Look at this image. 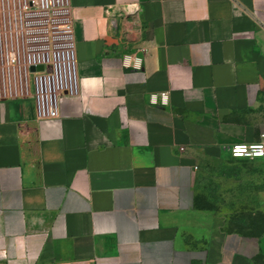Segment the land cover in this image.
Segmentation results:
<instances>
[{"label": "crops", "instance_id": "obj_1", "mask_svg": "<svg viewBox=\"0 0 264 264\" xmlns=\"http://www.w3.org/2000/svg\"><path fill=\"white\" fill-rule=\"evenodd\" d=\"M70 6L79 95L51 121L0 99V264H255L264 233L196 212L194 181L264 132V0Z\"/></svg>", "mask_w": 264, "mask_h": 264}, {"label": "built area", "instance_id": "obj_2", "mask_svg": "<svg viewBox=\"0 0 264 264\" xmlns=\"http://www.w3.org/2000/svg\"><path fill=\"white\" fill-rule=\"evenodd\" d=\"M0 15L5 18L6 11ZM14 15V27L0 28V45L11 48L2 58L0 99L30 98L39 121L55 120L60 99L80 93L70 0H24ZM143 55L144 49L137 48L123 55L122 65L140 69ZM161 96L164 102L166 94ZM229 153L233 158L264 159V132L257 142L232 145Z\"/></svg>", "mask_w": 264, "mask_h": 264}, {"label": "rangeland", "instance_id": "obj_3", "mask_svg": "<svg viewBox=\"0 0 264 264\" xmlns=\"http://www.w3.org/2000/svg\"><path fill=\"white\" fill-rule=\"evenodd\" d=\"M24 0H0V28L14 27L16 12ZM17 19V16H16ZM9 37V36H8ZM10 46L0 45V69ZM5 63V61H4ZM2 72V71H1ZM261 109L264 117V96ZM194 210L214 216L225 232H237L250 240L264 233V161L236 159L228 155L219 159L204 158L196 174ZM257 259V258H256ZM255 264H264L257 259Z\"/></svg>", "mask_w": 264, "mask_h": 264}, {"label": "trees", "instance_id": "obj_4", "mask_svg": "<svg viewBox=\"0 0 264 264\" xmlns=\"http://www.w3.org/2000/svg\"><path fill=\"white\" fill-rule=\"evenodd\" d=\"M257 259H260V260H263V261H264V255H262V256H258ZM257 259L255 260V262L257 261Z\"/></svg>", "mask_w": 264, "mask_h": 264}, {"label": "water", "instance_id": "obj_5", "mask_svg": "<svg viewBox=\"0 0 264 264\" xmlns=\"http://www.w3.org/2000/svg\"><path fill=\"white\" fill-rule=\"evenodd\" d=\"M43 67L42 66H38L37 69L41 70ZM31 70H34V67H31Z\"/></svg>", "mask_w": 264, "mask_h": 264}]
</instances>
